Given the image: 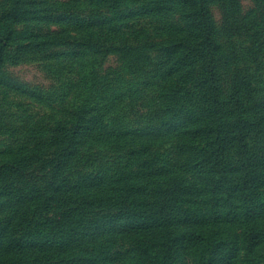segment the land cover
<instances>
[{
  "label": "rangeland",
  "instance_id": "374dc122",
  "mask_svg": "<svg viewBox=\"0 0 264 264\" xmlns=\"http://www.w3.org/2000/svg\"><path fill=\"white\" fill-rule=\"evenodd\" d=\"M4 38L0 264H264V0H25Z\"/></svg>",
  "mask_w": 264,
  "mask_h": 264
},
{
  "label": "trees",
  "instance_id": "16d2710c",
  "mask_svg": "<svg viewBox=\"0 0 264 264\" xmlns=\"http://www.w3.org/2000/svg\"><path fill=\"white\" fill-rule=\"evenodd\" d=\"M197 2V0H195ZM106 2L111 5L114 6L115 4H117V0H106ZM25 6V0H12V5L10 6V11L8 14V21L10 20L13 24V22L16 21L17 16L20 15V12L22 10V8ZM12 24L7 23L6 27L8 28L7 31L5 32L4 29H0V38L2 41H6V39L4 38V36L6 34H9L12 30ZM4 27V28H6ZM5 33V34H2ZM1 43V41H0ZM3 50L0 49V64L3 62V55H2ZM219 109V104H216V110L218 111ZM242 149V148H241ZM247 152V150H246ZM109 192V191H107ZM106 234V233H105ZM85 242V239H75V238H70V239H65L62 243L60 242H54V241H48L44 244V246L42 247L43 249L46 250H51V249H57L53 252H57L58 250L64 252L66 250H69L67 248H73V243L75 242ZM65 249V250H62ZM26 251V247H20L19 249V255H28L29 252H25ZM147 252L146 248H142L140 250L137 251L138 255ZM46 253V252H45ZM11 255H14L13 253H11ZM166 264H170L168 261L166 262Z\"/></svg>",
  "mask_w": 264,
  "mask_h": 264
}]
</instances>
